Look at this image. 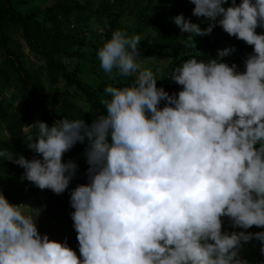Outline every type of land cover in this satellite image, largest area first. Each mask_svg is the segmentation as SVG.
Wrapping results in <instances>:
<instances>
[{
    "label": "clouds",
    "instance_id": "1",
    "mask_svg": "<svg viewBox=\"0 0 264 264\" xmlns=\"http://www.w3.org/2000/svg\"><path fill=\"white\" fill-rule=\"evenodd\" d=\"M188 2L208 26L180 13V32L219 27L244 42L243 70L224 59L235 47L192 56L173 70L170 92L139 59L141 35L113 30L97 49L100 67L133 81L103 89L104 112L90 123L33 121L30 159L0 148V163L23 169L21 182L68 192L79 255L67 237L41 233L33 208L0 186V264H250L242 252L253 241L264 257V0ZM77 144L86 182L70 188L79 165L64 157Z\"/></svg>",
    "mask_w": 264,
    "mask_h": 264
},
{
    "label": "trees",
    "instance_id": "2",
    "mask_svg": "<svg viewBox=\"0 0 264 264\" xmlns=\"http://www.w3.org/2000/svg\"><path fill=\"white\" fill-rule=\"evenodd\" d=\"M0 0V148L31 158L33 153L26 147L29 132L25 126L35 120L49 125L62 117L84 118L87 122L104 112L100 103L103 89L129 84L133 77L117 78L112 81L103 72L97 58L99 40L95 27L101 26V33L109 39L113 30L126 29L128 34L142 37L139 51L144 56H160L162 62L152 65L157 73L158 86L176 91L179 86L170 83L173 70L189 57L207 60L217 55V49L235 47L236 51L224 59L235 62L243 70L242 58L252 51L244 42L235 40L219 27L210 36H193L181 33L174 24L176 15L206 28L208 22L192 16L194 5L188 0ZM130 14L131 22H125ZM258 32L264 29H257ZM27 47L36 60L27 56ZM75 59L74 63L71 59ZM93 62L92 64H89ZM94 66L96 73L89 71ZM9 89V93L7 90ZM32 132L35 129L31 130ZM83 145L77 144L64 157L75 159L79 165L76 178L70 185L86 182L87 164L82 156ZM23 169L11 162L0 163V186L10 202L25 195L27 181H20ZM28 191L40 192L44 209L48 213L58 212L70 225V232L62 236L48 233L50 239L63 241L68 238L69 246L78 251L76 232L72 227L69 194L56 195L51 190L41 191L29 184ZM227 227V224H226ZM253 227L250 231H260ZM254 252L243 254L256 264L261 257L259 244L251 242Z\"/></svg>",
    "mask_w": 264,
    "mask_h": 264
},
{
    "label": "rangeland",
    "instance_id": "3",
    "mask_svg": "<svg viewBox=\"0 0 264 264\" xmlns=\"http://www.w3.org/2000/svg\"><path fill=\"white\" fill-rule=\"evenodd\" d=\"M50 0H45V4L48 3ZM136 0H128L129 3H133ZM142 2H145L146 0H139ZM126 19L125 22H131L132 17L130 14L125 15ZM97 22H92L91 23V28L93 29L95 27L96 33L98 34L97 36L99 37V40L102 41L103 43L105 40H107L100 32L102 27L96 26ZM98 24V23H97ZM139 48L141 46L139 45ZM25 53H27V56L32 58L33 60H36V58L28 52L27 47H24ZM144 58H150L148 60H144ZM140 59V58H139ZM74 58L71 59V62L73 61L74 63ZM144 61L145 66L152 67L154 64H159L162 62V57L160 56H144L142 59ZM93 62L90 61L89 64H92ZM89 71L94 75L96 73L95 67L89 65ZM9 93V89L7 90ZM0 125H3V122L0 121ZM26 128V126H25ZM29 186V183L27 184ZM23 202L29 206H31L32 209V214L33 215H39L38 218V227L39 229H42L46 232H49L53 234L54 236H62L66 235L70 232V225L59 215L58 212L52 211V213H48L44 209V203H43V197L40 192H30L26 191L25 195L23 196L22 199L14 201V203H20ZM254 248L256 250V247L252 245V243H249L245 245L242 254H250L254 252ZM77 254L79 255V251H77ZM264 259V257L260 258L257 260L256 264H260V261Z\"/></svg>",
    "mask_w": 264,
    "mask_h": 264
}]
</instances>
